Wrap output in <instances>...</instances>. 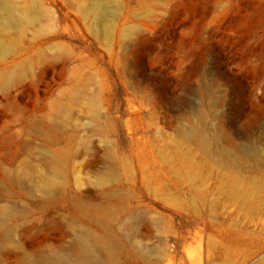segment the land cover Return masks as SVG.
Instances as JSON below:
<instances>
[{
	"label": "rangeland",
	"instance_id": "rangeland-1",
	"mask_svg": "<svg viewBox=\"0 0 264 264\" xmlns=\"http://www.w3.org/2000/svg\"><path fill=\"white\" fill-rule=\"evenodd\" d=\"M84 248L264 264V0H0V264Z\"/></svg>",
	"mask_w": 264,
	"mask_h": 264
},
{
	"label": "bare ground",
	"instance_id": "bare-ground-1",
	"mask_svg": "<svg viewBox=\"0 0 264 264\" xmlns=\"http://www.w3.org/2000/svg\"><path fill=\"white\" fill-rule=\"evenodd\" d=\"M188 135L193 136L194 131H188ZM105 251V257L103 263H112L114 261V247L115 244L104 240L101 246ZM91 248V247H90ZM94 255H92L85 248L83 251L78 252L73 257L60 256L53 260V264H103Z\"/></svg>",
	"mask_w": 264,
	"mask_h": 264
}]
</instances>
